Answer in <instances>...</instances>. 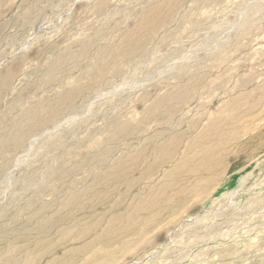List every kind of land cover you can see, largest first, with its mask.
Here are the masks:
<instances>
[{
	"label": "rangeland",
	"instance_id": "obj_1",
	"mask_svg": "<svg viewBox=\"0 0 264 264\" xmlns=\"http://www.w3.org/2000/svg\"><path fill=\"white\" fill-rule=\"evenodd\" d=\"M263 92L264 0H0V264H264Z\"/></svg>",
	"mask_w": 264,
	"mask_h": 264
},
{
	"label": "bare ground",
	"instance_id": "obj_2",
	"mask_svg": "<svg viewBox=\"0 0 264 264\" xmlns=\"http://www.w3.org/2000/svg\"><path fill=\"white\" fill-rule=\"evenodd\" d=\"M264 93V92H263ZM264 95V94H263ZM261 97V96H260ZM264 97V96H263ZM260 99V98H259ZM263 100H264V98H262ZM257 102H258V100H256ZM264 102V101H263ZM256 103V102H255ZM255 103L253 104V105H255ZM258 103H260V102H258ZM259 106V105H258ZM260 107V106H259ZM252 108V107H251ZM254 108V107H253ZM250 109V108H249ZM254 110V109H253ZM246 113V112H245ZM251 119V118H250ZM249 119V120H250ZM248 121V120H247ZM222 145H226L227 144V141L226 142H224V143H221ZM206 169V168H205ZM204 170V169H203Z\"/></svg>",
	"mask_w": 264,
	"mask_h": 264
}]
</instances>
